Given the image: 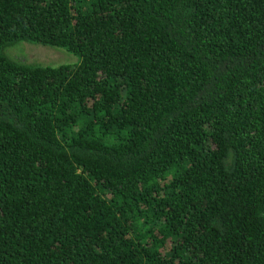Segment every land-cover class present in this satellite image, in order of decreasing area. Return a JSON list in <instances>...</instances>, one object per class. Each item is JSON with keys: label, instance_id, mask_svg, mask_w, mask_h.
<instances>
[{"label": "trees", "instance_id": "1", "mask_svg": "<svg viewBox=\"0 0 264 264\" xmlns=\"http://www.w3.org/2000/svg\"><path fill=\"white\" fill-rule=\"evenodd\" d=\"M0 264H264V0H0Z\"/></svg>", "mask_w": 264, "mask_h": 264}, {"label": "rangeland", "instance_id": "2", "mask_svg": "<svg viewBox=\"0 0 264 264\" xmlns=\"http://www.w3.org/2000/svg\"><path fill=\"white\" fill-rule=\"evenodd\" d=\"M11 55L19 60L40 63L43 65H58L75 63L77 57L66 50L37 44L21 43L9 49Z\"/></svg>", "mask_w": 264, "mask_h": 264}]
</instances>
